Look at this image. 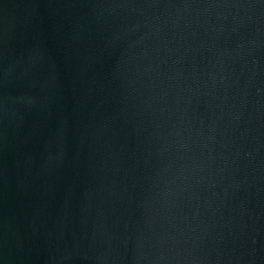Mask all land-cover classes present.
I'll return each instance as SVG.
<instances>
[{
	"label": "water",
	"instance_id": "1",
	"mask_svg": "<svg viewBox=\"0 0 264 264\" xmlns=\"http://www.w3.org/2000/svg\"><path fill=\"white\" fill-rule=\"evenodd\" d=\"M0 264H264V0H0Z\"/></svg>",
	"mask_w": 264,
	"mask_h": 264
}]
</instances>
